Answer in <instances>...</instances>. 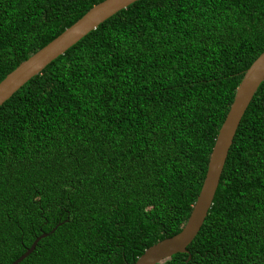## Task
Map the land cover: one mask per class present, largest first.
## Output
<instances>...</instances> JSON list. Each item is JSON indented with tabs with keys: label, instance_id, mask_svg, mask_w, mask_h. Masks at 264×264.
<instances>
[{
	"label": "trees",
	"instance_id": "1",
	"mask_svg": "<svg viewBox=\"0 0 264 264\" xmlns=\"http://www.w3.org/2000/svg\"><path fill=\"white\" fill-rule=\"evenodd\" d=\"M103 0H0V81ZM264 0H137L0 106V264H134L185 224ZM54 228V231H50ZM187 253L264 264V81Z\"/></svg>",
	"mask_w": 264,
	"mask_h": 264
},
{
	"label": "water",
	"instance_id": "2",
	"mask_svg": "<svg viewBox=\"0 0 264 264\" xmlns=\"http://www.w3.org/2000/svg\"><path fill=\"white\" fill-rule=\"evenodd\" d=\"M135 1L137 0H103L92 6L77 21L26 60L19 63L16 68L0 81V106L29 79L39 74L51 61L62 55L69 47L94 30L100 23ZM263 81L264 50L244 71L235 89L232 102L217 130L206 164L203 181L185 224L177 234L145 249L137 257L134 264H160L174 254L187 253L186 247L197 235L212 205L225 159L239 122L254 93ZM53 231L54 228L50 233ZM47 235V233H41L34 239L30 247L11 264L20 263L33 251L37 242Z\"/></svg>",
	"mask_w": 264,
	"mask_h": 264
}]
</instances>
